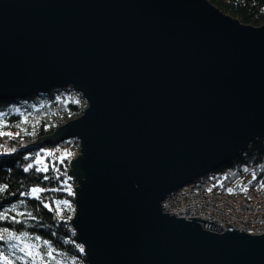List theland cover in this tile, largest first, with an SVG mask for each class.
<instances>
[{
	"label": "water",
	"instance_id": "1",
	"mask_svg": "<svg viewBox=\"0 0 264 264\" xmlns=\"http://www.w3.org/2000/svg\"><path fill=\"white\" fill-rule=\"evenodd\" d=\"M68 86L88 106L38 143L80 141L89 264H264V233L161 205L264 138V24L209 0H0V100Z\"/></svg>",
	"mask_w": 264,
	"mask_h": 264
},
{
	"label": "trees",
	"instance_id": "2",
	"mask_svg": "<svg viewBox=\"0 0 264 264\" xmlns=\"http://www.w3.org/2000/svg\"><path fill=\"white\" fill-rule=\"evenodd\" d=\"M209 2L243 24H264V0ZM87 106L82 93L72 86L28 98L0 100V236L5 237L0 240V254L12 264H89L72 224L78 183L69 172L80 153V141L68 138L58 143H38L72 119H66V114L76 118ZM246 172L249 186L264 185V138L229 164L199 179L231 183ZM33 188L43 190L39 199L32 194ZM10 235L19 239H8ZM26 245L39 255L29 257L27 249L21 252Z\"/></svg>",
	"mask_w": 264,
	"mask_h": 264
},
{
	"label": "built area",
	"instance_id": "3",
	"mask_svg": "<svg viewBox=\"0 0 264 264\" xmlns=\"http://www.w3.org/2000/svg\"><path fill=\"white\" fill-rule=\"evenodd\" d=\"M249 173L231 183H216L209 179H198L194 183L174 191L163 202L165 213L178 218L200 219L220 225L223 231L242 229L245 233H264V187L249 186ZM234 189L229 193L227 189ZM246 188L247 191L241 189ZM210 189V191H209ZM202 224V221H198ZM204 226V225H203Z\"/></svg>",
	"mask_w": 264,
	"mask_h": 264
},
{
	"label": "snow or ice",
	"instance_id": "4",
	"mask_svg": "<svg viewBox=\"0 0 264 264\" xmlns=\"http://www.w3.org/2000/svg\"><path fill=\"white\" fill-rule=\"evenodd\" d=\"M78 102V101H77ZM29 167H31V165H29ZM27 170V169H26ZM45 170H47V169H45ZM245 171H247V169H245ZM262 187H264V185H262ZM70 190V189H69ZM242 191H247V189L246 188H243V189H241ZM0 191H3V189L2 188H0ZM41 191H43L42 189H40V188H33L32 189V194H35L36 195V197H37V199H39L40 197H39V193L41 192ZM209 191H210V189H209ZM227 191L229 192V193H231V192H233L234 191V189H232V188H229V189H227ZM65 204H67V201H65L64 202ZM0 218H3V217H0ZM13 219H15L14 217H13ZM3 239H5V237L4 236H0V240H3ZM8 239H19V237L17 236V237H14V236H9L8 237ZM38 239V238H37ZM48 242L47 241H45V244H47ZM13 247H16V245H13ZM31 245H26V247L25 248H20V251L21 252H25L26 251V249L28 250L27 251V254H28V256L29 257H35L36 255H39V253H33L32 251H31ZM83 249H81V251H82ZM48 255L49 256H51L52 254H51V252H48ZM0 260H6V261H8V264H12V262L10 261V260H8V257H6V256H4L3 254H0Z\"/></svg>",
	"mask_w": 264,
	"mask_h": 264
},
{
	"label": "rangeland",
	"instance_id": "5",
	"mask_svg": "<svg viewBox=\"0 0 264 264\" xmlns=\"http://www.w3.org/2000/svg\"><path fill=\"white\" fill-rule=\"evenodd\" d=\"M65 117H66V119H71V118L74 119L75 116L73 114H70V115L69 114H66ZM238 182H240V181L239 180H236V183H238Z\"/></svg>",
	"mask_w": 264,
	"mask_h": 264
}]
</instances>
